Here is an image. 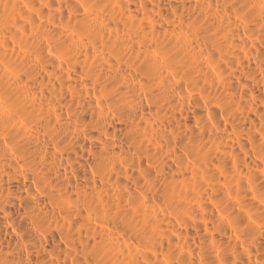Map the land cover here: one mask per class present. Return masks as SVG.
I'll use <instances>...</instances> for the list:
<instances>
[{
	"label": "bare ground",
	"instance_id": "bare-ground-1",
	"mask_svg": "<svg viewBox=\"0 0 264 264\" xmlns=\"http://www.w3.org/2000/svg\"><path fill=\"white\" fill-rule=\"evenodd\" d=\"M0 264H264V0H0Z\"/></svg>",
	"mask_w": 264,
	"mask_h": 264
}]
</instances>
